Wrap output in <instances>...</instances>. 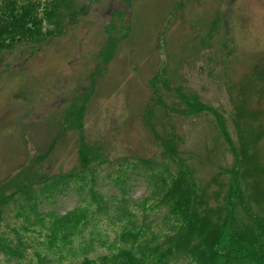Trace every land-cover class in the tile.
<instances>
[{
  "label": "trees",
  "instance_id": "16d2710c",
  "mask_svg": "<svg viewBox=\"0 0 264 264\" xmlns=\"http://www.w3.org/2000/svg\"><path fill=\"white\" fill-rule=\"evenodd\" d=\"M96 1L105 0H0V63L4 51L63 35ZM184 2L171 8L158 35L159 51ZM132 3L107 5L95 74L107 73L119 40L129 35ZM219 20L215 16L208 27L209 48ZM228 43L232 56L233 40ZM164 66L161 61L150 76L152 96L144 115L157 146L153 156H116L110 162L108 142L84 138L81 123L69 129L62 118L45 151L0 179V264H264V60L227 84V117L188 87L175 91L178 117H173L158 87L169 88ZM2 67L12 71L11 64ZM156 105L165 115L155 125ZM209 114L203 137L208 153L195 157L184 147L182 121ZM65 129L76 132L78 163L54 170L48 162ZM206 162L212 173L205 172ZM106 164L116 169L111 191L100 172ZM136 183L144 187L138 199L131 195ZM73 193L75 205L59 211L58 200Z\"/></svg>",
  "mask_w": 264,
  "mask_h": 264
},
{
  "label": "rangeland",
  "instance_id": "374dc122",
  "mask_svg": "<svg viewBox=\"0 0 264 264\" xmlns=\"http://www.w3.org/2000/svg\"><path fill=\"white\" fill-rule=\"evenodd\" d=\"M110 1L91 2L61 36L2 53L0 70L4 65H15L12 71H0V179L29 157L45 151L60 131L62 118L69 129L81 123L84 138L108 142L110 162L116 156H153L157 146L144 115L152 96L150 76L161 61L169 87L158 84L161 99L175 109L172 113L177 118L178 87L197 92L201 100L227 117V84L250 72L255 62L264 60V0H185L166 31L161 51L157 48L158 35L177 0H133L129 35L119 40L107 73L95 74V56L105 42L101 30L104 12ZM217 15L220 20L215 24L209 48L207 30ZM227 37L228 42L233 40L232 56L228 55ZM76 107L73 118L71 113ZM153 114L156 125L164 120L165 109L156 105ZM210 117L182 121L187 133L184 147L195 157L208 153L203 137L209 131L206 119ZM69 129H65L49 159L48 165L54 170H68L78 163L73 136L76 132ZM157 129L162 132L160 124ZM205 168L207 174L212 173L210 162ZM115 171L108 164L101 168L108 191L114 190ZM143 191V185L136 183L131 195L138 199ZM76 200L74 193L69 194L60 198L55 207L65 212Z\"/></svg>",
  "mask_w": 264,
  "mask_h": 264
}]
</instances>
